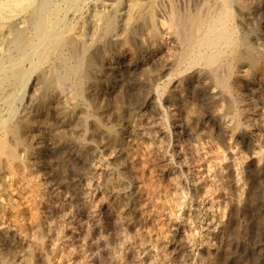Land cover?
<instances>
[{"label":"rangeland","instance_id":"374dc122","mask_svg":"<svg viewBox=\"0 0 264 264\" xmlns=\"http://www.w3.org/2000/svg\"><path fill=\"white\" fill-rule=\"evenodd\" d=\"M96 2L69 9L61 24L74 29L72 40ZM229 2L230 44L211 48L210 64L192 57L205 26L193 28V42L173 33L156 42L144 6L125 37L104 32L106 14L91 49L70 43V52L86 54L75 90L58 84L64 61L56 51L26 98L22 73L0 95V120H27L14 137L24 158L0 159V264H264V1ZM157 3V11L172 5L212 20L223 0ZM119 55L133 64L127 80L109 70Z\"/></svg>","mask_w":264,"mask_h":264},{"label":"bare ground","instance_id":"6f19581e","mask_svg":"<svg viewBox=\"0 0 264 264\" xmlns=\"http://www.w3.org/2000/svg\"><path fill=\"white\" fill-rule=\"evenodd\" d=\"M78 0H0V95H2L7 89L13 87L18 81V75L22 73L24 75V84L21 89H24L23 94L26 96L29 94L30 88H32L33 81L35 80V75L37 70L42 67V65L49 59V56L53 52H58L62 61H64L63 68L61 69L62 74L58 80L59 85L68 84L74 87L77 86L80 78V69L84 64L85 52L81 54H75L70 52V43L74 42L77 45L82 46V50H86L89 46L95 43V38L102 29L103 18L106 16V22L104 24V32L114 33V38H123L129 32V30L134 26L136 21L141 16L142 8L147 7L150 14V30L149 35L156 42L160 41V38L164 36L165 33H173L180 38L189 40L193 42L194 33L193 28L199 27L200 24L205 26L204 30L200 32L198 29L196 32L199 36L196 45L193 47V60L205 58L207 63H212L216 56L209 53V50L215 47L220 40L227 41L231 34L230 23L234 16H236V10L234 6L229 2V0H223L221 8L217 11V14L212 20H207L205 18L198 17L195 14H189L184 16L180 13L176 6L168 7V10L157 11L156 3L159 0H127L125 5L120 7V0H97L96 5L91 7L89 12H86L84 16V23L82 29L77 32L75 39L72 40L73 33L72 27L66 23L61 24L64 19L69 16V9L72 8L74 4H77ZM90 1V0H89ZM165 1V0H164ZM177 1V0H176ZM201 1V0H200ZM259 1V0H258ZM264 1V0H263ZM86 2V1H85ZM161 2V1H160ZM192 2V1H191ZM211 2V1H210ZM222 2V1H221ZM234 2V1H233ZM178 3V2H177ZM182 3V2H181ZM258 3V2H257ZM83 4V3H80ZM89 4V3H88ZM158 4V3H157ZM162 4V3H161ZM186 4V1H185ZM93 5V4H92ZM174 5V4H173ZM193 5V4H192ZM191 5V6H192ZM85 6V5H84ZM160 6V5H158ZM181 6V4H180ZM187 6V5H186ZM80 7V6H79ZM161 7V6H160ZM193 7V6H192ZM196 7V6H194ZM120 10V20L119 24L116 25L115 17L117 14V9ZM164 8V7H163ZM181 8V7H180ZM187 8V7H186ZM81 9V8H80ZM85 9V8H84ZM82 9V10H84ZM197 9V8H196ZM203 9V8H201ZM261 9V8H260ZM264 9V8H263ZM64 12L63 17L62 12ZM147 11V12H148ZM261 11V10H260ZM258 11V13L260 12ZM72 12V11H70ZM83 12V11H82ZM81 12V13H82ZM84 12V13H85ZM182 12V11H181ZM247 12V11H246ZM255 12V11H254ZM80 13V11H79ZM183 13V12H182ZM189 13V12H188ZM257 13V14H258ZM244 14V13H243ZM68 15V16H67ZM81 15V14H80ZM143 15V14H142ZM148 15V13H147ZM254 15V14H253ZM72 16H75L72 15ZM144 16V15H143ZM258 16V15H257ZM80 17V16H79ZM238 17V16H237ZM256 17V16H255ZM63 18V19H62ZM257 18V17H256ZM76 19V18H75ZM141 19V18H140ZM235 19V18H234ZM233 19V20H234ZM250 19V18H248ZM247 19V20H248ZM79 20V19H78ZM76 20V22L78 21ZM260 20V19H259ZM71 21V20H70ZM148 21V20H147ZM258 21V20H257ZM261 21V20H260ZM146 22V21H145ZM237 22V21H236ZM69 23V22H68ZM139 23V22H138ZM247 23V22H246ZM72 24V23H71ZM77 24V23H76ZM198 24V25H197ZM241 24V23H240ZM260 24V22H259ZM262 24V23H261ZM81 25V24H80ZM232 25V24H231ZM74 26V25H73ZM147 26V25H146ZM76 27V26H75ZM245 27V26H243ZM255 27V26H254ZM234 28V27H233ZM236 29V28H235ZM117 30V31H116ZM138 31V30H137ZM140 31V30H139ZM148 31V30H147ZM237 31V30H236ZM240 31V30H239ZM101 32V31H100ZM103 32V31H102ZM235 32V31H234ZM242 32V30H241ZM139 33V32H138ZM239 34V33H238ZM104 35V34H103ZM102 35V36H103ZM107 35V34H106ZM166 35V34H165ZM243 35V34H242ZM238 36H236L237 38ZM99 37H97L98 39ZM102 38V37H101ZM100 38V39H101ZM150 38V40H151ZM165 38V37H164ZM163 38V39H164ZM170 38V37H169ZM235 38V37H234ZM235 38V39H236ZM99 39V40H100ZM106 39V38H105ZM104 39V40H105ZM108 39H110L108 37ZM232 39V38H231ZM72 40V41H71ZM166 40V39H164ZM171 40V39H170ZM240 40V39H239ZM243 40V39H242ZM103 41V40H101ZM175 41V40H174ZM245 41V40H244ZM249 41V40H248ZM100 42V41H99ZM176 42V41H175ZM222 42V41H221ZM233 42V40H232ZM238 42V41H237ZM246 42V41H245ZM107 43V42H106ZM225 43V44H227ZM248 43V42H247ZM108 44V43H107ZM116 44V43H115ZM158 49L152 48V58H156L157 54L162 51L163 45L159 43ZM194 44V43H193ZM230 44V43H228ZM76 45V46H77ZM104 45V44H103ZM154 45V44H153ZM157 45V44H156ZM167 45V44H166ZM79 46V47H80ZM116 46V45H115ZM142 46V45H141ZM227 46V45H226ZM79 47H76L79 49ZM98 47V45H97ZM102 47V46H101ZM99 47V48H101ZM169 47V46H168ZM173 47V46H172ZM182 47V46H181ZM231 47V46H230ZM179 48V47H178ZM221 48V46H220ZM247 48V47H246ZM255 48V47H254ZM91 49V48H89ZM88 49V50H89ZM176 49V48H175ZM174 49V50H175ZM230 49V48H229ZM248 49V48H247ZM81 50V51H82ZM151 50V49H150ZM169 50V49H168ZM171 50V49H170ZM215 50V48H214ZM254 50V49H253ZM101 51V50H100ZM110 51V50H109ZM166 51V49H165ZM213 51V49H212ZM218 51V48L217 50ZM124 52V51H123ZM77 53V52H76ZM131 53V52H130ZM166 53V52H164ZM91 54V53H90ZM133 54V53H132ZM136 54V53H135ZM162 54V53H161ZM160 54V56H161ZM191 54V53H190ZM189 54V56H190ZM255 54V53H254ZM260 54V53H259ZM146 55V54H145ZM170 55V54H169ZM235 55V54H234ZM94 56V55H93ZM96 56V55H95ZM102 56V55H100ZM113 56V55H112ZM111 56V57H112ZM134 56V55H133ZM141 56V55H140ZM163 56V55H162ZM261 56V55H260ZM168 58V56H166ZM218 57V56H217ZM89 58V57H88ZM101 58V57H100ZM113 58V57H112ZM126 58V57H125ZM93 59V58H92ZM157 59V58H156ZM166 59V58H165ZM90 60V59H89ZM129 60V59H128ZM133 60V58H131ZM154 60V59H153ZM158 60V59H157ZM57 61V60H56ZM61 61V60H60ZM96 61V60H95ZM145 61V60H143ZM198 61V60H197ZM51 62V61H50ZM92 62V61H91ZM166 62V61H165ZM7 63V65H6ZM104 63V62H103ZM149 63V62H148ZM197 63V62H196ZM201 63V62H200ZM256 63V62H255ZM28 66L26 67V65ZM51 64V63H50ZM63 64V63H62ZM107 64V63H106ZM205 64V63H204ZM215 64V63H214ZM54 65V63H53ZM51 65V66H53ZM85 65V64H84ZM140 65V64H139ZM145 65V64H144ZM169 65V64H168ZM167 65V66H168ZM208 65V64H207ZM46 66V65H45ZM92 66V65H91ZM143 66V65H142ZM154 66V65H153ZM166 66V65H165ZM166 66V67H167ZM26 67V68H23ZM48 66H46L47 68ZM84 67V66H83ZM51 68V67H50ZM107 68V67H106ZM133 68L132 63H126L124 61V56H118L109 62V70L118 75L119 77L124 76L126 73H130ZM165 68V67H164ZM232 68V67H231ZM44 69V68H43ZM86 70V69H85ZM90 70V69H88ZM51 71V69H50ZM83 71V69H82ZM97 71V69H96ZM99 71V70H98ZM101 71V70H100ZM135 71V70H134ZM84 72V71H83ZM43 73V72H42ZM51 73V72H50ZM91 73V72H90ZM193 73V72H192ZM241 73V72H240ZM83 74V73H81ZM87 74V73H86ZM96 74V73H95ZM237 74V73H236ZM3 75V76H2ZM48 75V71H47ZM46 75V76H47ZM106 76V75H105ZM161 76V75H160ZM55 77V76H54ZM91 77V76H90ZM93 77V76H92ZM127 77V76H126ZM155 77V76H154ZM37 78V77H36ZM56 78V77H55ZM85 78V77H84ZM123 78V77H122ZM93 79V78H91ZM98 79V78H97ZM106 79V78H105ZM103 79V80H105ZM124 79V78H123ZM158 79V78H157ZM46 80V79H45ZM110 80V79H109ZM127 80V79H124ZM242 80V79H241ZM99 81V79H98ZM41 82V81H40ZM183 82V81H182ZM97 83V82H96ZM119 83V82H118ZM125 83V82H124ZM175 83V82H174ZM188 83V82H187ZM91 84V83H90ZM93 84V83H92ZM98 84V83H97ZM112 85V83H110ZM185 84V83H184ZM51 85V83H50ZM83 85V84H82ZM79 86V89H81ZM89 85V84H88ZM117 85V84H115ZM192 85V84H191ZM85 86V85H84ZM183 86V85H182ZM189 86V85H188ZM34 87V86H33ZM89 87V86H88ZM87 87V88H88ZM118 87V86H117ZM190 87V86H189ZM19 88V90H20ZM62 88V87H61ZM78 88V87H77ZM95 88V86H94ZM101 88V87H100ZM112 88V87H111ZM53 89V88H52ZM56 89V88H55ZM58 89V88H57ZM56 89V90H57ZM89 89V88H88ZM114 89V88H113ZM41 90V89H40ZM60 90V89H59ZM64 90V89H63ZM70 90V89H69ZM90 90V89H89ZM97 90V89H96ZM102 90V89H101ZM110 90V89H109ZM117 90V89H116ZM242 90V89H241ZM18 91V90H17ZM21 91V90H20ZM86 91V90H85ZM88 91V90H87ZM95 91V89H94ZM93 91V92H94ZM104 91V90H103ZM140 91V90H139ZM238 91V90H237ZM46 92V91H44ZM50 92V91H49ZM63 92V91H62ZM82 92V91H81ZM101 92V91H100ZM130 92V91H129ZM72 93V92H71ZM97 93V92H96ZM104 93V92H103ZM33 94V93H32ZM30 94V95H32ZM84 94V93H83ZM140 94V93H139ZM12 91L7 94L11 96ZM17 95V94H16ZM29 95V96H30ZM73 95V93H72ZM134 95V94H133ZM40 96V95H39ZM58 96V95H57ZM66 96V95H65ZM71 97V96H69ZM77 97V96H76ZM177 97V95H176ZM243 97V96H242ZM22 98V97H21ZM57 98V97H56ZM102 98V97H101ZM105 98L106 95H105ZM178 98V97H177ZM182 98V97H181ZM188 98V97H187ZM19 99V97H18ZM28 99V98H27ZM68 99V98H67ZM73 100V98H70ZM69 99V100H70ZM148 99V98H147ZM171 99V98H170ZM12 100V99H11ZM16 100V98H15ZM49 100V99H48ZM93 100V99H92ZM110 100V99H109ZM17 101V100H16ZM26 101V100H25ZM100 101V100H98ZM106 101V100H105ZM176 101V100H175ZM191 101V100H189ZM79 102V101H78ZM109 102V101H108ZM178 102V101H177ZM11 103V102H10ZM15 103V102H12ZM11 103V104H12ZM21 103V102H20ZM24 103V102H23ZM23 103H21L23 105ZM67 103V102H66ZM92 103V102H91ZM113 103V102H112ZM10 104V105H11ZM47 104V103H46ZM72 104V103H71ZM89 104V103H88ZM174 104V103H173ZM3 105V104H2ZM9 105V104H8ZM14 104H12L13 106ZM67 105V104H66ZM16 106V105H15ZM14 106V107H15ZM20 106V105H19ZM17 106V107H19ZM27 106V105H26ZM51 106V105H50ZM80 106V105H79ZM91 106V105H90ZM114 106V105H111ZM31 107V106H30ZM73 106H71L72 108ZM16 108V107H15ZM38 108V107H37ZM75 108V107H74ZM11 109V108H10ZM14 109V108H13ZM17 109V108H16ZM21 109V108H20ZM24 109V108H23ZM77 109V108H76ZM105 109V108H104ZM103 109V111H104ZM118 109V108H117ZM9 109H7L8 112ZM19 110V109H18ZM31 110V109H30ZM66 110V109H65ZM100 110V109H99ZM5 111V110H4ZM49 111V110H48ZM95 110H93L94 112ZM10 112V111H9ZM18 112V111H17ZM25 112V111H24ZM37 112V111H36ZM80 112V111H79ZM102 112V111H101ZM168 112V111H167ZM182 112V111H181ZM28 113V112H27ZM16 114V113H15ZM21 114V113H20ZM46 114V113H45ZM74 114V112H73ZM80 114V113H79ZM179 114V113H178ZM1 115V114H0ZM8 115V114H7ZM54 115V114H53ZM61 115V114H60ZM82 115V114H81ZM108 115V114H107ZM15 116V115H14ZM17 116V115H16ZM30 116V115H29ZM34 116V115H32ZM36 116V115H35ZM69 116V115H68ZM72 116V115H71ZM70 116V117H71ZM86 116V114H85ZM88 116V115H87ZM103 116V115H102ZM109 116V115H108ZM211 116V115H210ZM7 117V116H6ZM31 117V116H30ZM41 117V116H40ZM49 117V116H48ZM65 117V116H64ZM69 117V119H70ZM74 117V116H73ZM213 117V116H212ZM1 118V117H0ZM4 118V117H3ZM15 117H12V119ZM51 118V117H49ZM171 118V116H170ZM209 118V117H208ZM16 119V118H15ZM19 119V118H18ZM95 119V117H94ZM99 119V118H98ZM107 119V118H106ZM35 120V119H34ZM79 120V119H78ZM81 120V119H80ZM88 120V119H86ZM111 120V119H109ZM123 120V119H122ZM204 120V119H203ZM208 120V119H207ZM27 120L21 124V122L13 123L8 117L5 120H0V159L6 157L9 161L21 160L24 156L21 153V148H18L15 144L14 137L19 131H23ZM57 121V120H56ZM107 121V120H106ZM105 121V122H106ZM115 121V120H114ZM101 122V121H100ZM184 122V121H183ZM42 123V122H41ZM129 123V121H128ZM40 124V123H39ZM95 124V123H94ZM102 124V122H101ZM131 124V123H130ZM44 125V124H43ZM64 125V124H63ZM62 125V126H63ZM70 125V124H69ZM93 125V124H92ZM110 125V124H109ZM114 125V124H113ZM127 125V124H126ZM39 126V125H38ZM53 126V125H52ZM51 126V128H52ZM94 126V125H93ZM112 126V125H111ZM125 126V124H124ZM123 126V127H124ZM183 126V125H182ZM203 126V125H202ZM213 126V125H212ZM28 127V126H27ZM33 127V126H32ZM36 127V126H35ZM42 127V126H41ZM66 129L67 127L64 126ZM130 127V126H129ZM55 128V127H54ZM62 128V127H61ZM60 128V129H61ZM88 128V127H87ZM105 128V127H104ZM113 128V127H112ZM131 128V127H130ZM217 128V127H216ZM40 129V128H39ZM27 130V129H26ZM29 130V129H28ZM56 130V128H55ZM54 130V131H55ZM100 130V129H99ZM98 130V131H99ZM131 130V129H129ZM30 131V130H29ZM35 131V130H34ZM40 131V130H39ZM57 131V130H56ZM115 131V130H114ZM132 131V130H131ZM227 131V130H226ZM46 132V131H45ZM50 132V131H49ZM130 132V131H129ZM43 133V132H42ZM57 133V132H56ZM104 133V131H103ZM124 133V130H123ZM184 133V132H183ZM30 134V133H28ZM52 134V133H51ZM127 134V133H126ZM25 136L24 134H22ZM21 135V136H22ZM27 135V134H26ZM50 135V134H49ZM121 135V134H120ZM133 135V134H132ZM20 136V138H21ZM104 136V135H103ZM19 137V136H18ZM17 137V138H18ZM38 137V136H37ZM122 137V136H121ZM16 138V137H15ZM24 138V137H23ZM29 138V137H28ZM27 138V139H28ZM46 138V137H45ZM117 138V137H116ZM126 138V137H125ZM47 139V138H46ZM112 139V138H111ZM20 140V139H19ZM40 140V139H39ZM50 140V138H49ZM117 140V139H115ZM120 140V139H119ZM29 141V140H28ZM100 141V140H99ZM21 142V141H20ZM50 142V141H48ZM104 142V141H103ZM25 143V142H24ZM29 143V142H28ZM44 143V142H43ZM61 143V142H60ZM118 143V142H117ZM30 144V143H29ZM37 144V143H36ZM40 144V143H39ZM50 144V143H49ZM34 145V144H33ZM55 145V144H54ZM63 145V144H62ZM61 145V146H62ZM35 146V145H34ZM40 146V145H39ZM51 146V145H49ZM28 147V145H27ZM55 147V146H54ZM29 149V148H28ZM32 150V149H31ZM46 150V148H45ZM45 153V152H44ZM40 154V153H38ZM37 154V155H38ZM50 154V153H49ZM73 156V154H71ZM70 155V156H71ZM29 156V155H28ZM41 156V155H39ZM51 157V156H50ZM153 158V157H152ZM51 159V158H50ZM80 159V158H79ZM3 160V159H2ZM41 161V160H40ZM152 161V160H151ZM150 161V162H151ZM163 161V160H162ZM161 161V162H162ZM12 162V163H13ZM142 162V161H141ZM140 162V163H141ZM156 162V161H155ZM160 162V163H161ZM26 163V162H25ZM139 163V164H140ZM152 163V162H151ZM19 164V163H18ZM128 164V162H127ZM17 165V164H16ZM3 167L5 165H2ZM11 166V165H10ZM18 166V165H17ZM144 166V165H143ZM27 167V166H26ZM5 168V167H4ZM16 168V167H15ZM0 169H2L0 167ZM6 169V168H5ZM121 169V167H120ZM141 169V168H140ZM9 170V169H8ZM34 171V170H33ZM164 171V170H163ZM2 172V171H0ZM10 172V171H9ZM15 172V171H14ZM116 172V171H115ZM3 173V172H2ZM195 173V172H194ZM121 174V173H120ZM119 174V175H120ZM9 175V174H8ZM117 175V174H116ZM134 175V173L132 174ZM34 176V175H33ZM138 176V175H137ZM18 177V176H17ZM135 177V176H134ZM7 178V177H6ZM9 178V176H8ZM31 178V177H30ZM36 178V177H35ZM14 179V178H13ZM120 179V177H119ZM118 179V180H119ZM7 180V179H6ZM12 180V179H11ZM41 180V179H40ZM136 180V179H135ZM195 181V180H194ZM39 182V181H38ZM123 182V181H122ZM137 182V181H136ZM3 183V180H2ZM16 183V182H15ZM139 183V182H138ZM199 183V182H198ZM4 184V183H3ZM9 184V183H8ZM14 184V183H13ZM39 184V183H38ZM2 185V184H1ZM43 185V184H42ZM3 186V185H2ZM118 186V184H117ZM116 186V187H117ZM11 187V186H9ZM8 188V187H7ZM90 188V187H89ZM113 188V187H112ZM115 188V187H114ZM5 189V188H4ZM11 189V188H10ZM8 189V190H10ZM118 189V188H117ZM135 189H137L135 187ZM3 190V189H2ZM16 190V189H15ZM119 190V189H118ZM139 190V189H138ZM1 191V190H0ZM17 191V190H16ZM15 191V192H16ZM137 191V190H136ZM140 191V190H139ZM6 192V190H5ZM9 192V191H8ZM11 192H14L11 190ZM135 192V191H134ZM143 192V191H142ZM1 193V192H0ZM111 193V192H110ZM109 193V194H110ZM119 193V192H118ZM14 194V193H13ZM143 195V193H141ZM145 194V192H144ZM32 195V194H31ZM140 195V194H139ZM5 197L8 195H4ZM15 196V195H14ZM19 196V195H17ZM16 196V198H17ZM13 197V195H12ZM132 197V196H131ZM8 198V197H7ZM10 198V197H9ZM15 198V197H13ZM19 198V197H18ZM35 198V197H34ZM142 198V197H141ZM5 201V200H4ZM11 201V200H10ZM14 201H16L14 199ZM23 201V200H22ZM139 201V200H138ZM3 202V201H2ZM12 202V201H11ZM9 203V201L7 202ZM4 203V204H7ZM29 203V202H28ZM35 203V201H34ZM32 205V203H30ZM36 204V203H35ZM141 204V203H140ZM12 205V203H11ZM15 205V204H14ZM13 205V206H14ZM30 205V206H31ZM142 205V204H141ZM8 205H6L7 207ZM16 206V205H15ZM29 206V205H28ZM127 206V205H126ZM130 206V205H129ZM144 206V205H143ZM4 207V209L6 208ZM32 207V206H31ZM37 207V206H36ZM128 207V206H127ZM20 208V207H19ZM30 208V207H29ZM34 208V207H33ZM132 208V207H131ZM3 209V210H4ZM35 209V208H34ZM128 210V209H127ZM140 210V209H139ZM143 210V208H142ZM8 211V210H7ZM17 211V210H16ZM121 211V210H120ZM5 212V211H3ZM33 212V211H32ZM128 212V211H127ZM133 212V211H132ZM141 212V211H140ZM37 213V212H36ZM1 214V213H0ZM137 214V213H136ZM15 215V214H14ZM34 215V212H33ZM8 216V215H7ZM10 216V215H9ZM133 216V215H132ZM138 216V215H137ZM3 217V216H2ZM8 218V217H7ZM12 218V217H11ZM130 218V217H128ZM5 219V218H4ZM18 219V218H17ZM2 220V219H0ZM15 220V219H14ZM20 220V218H19ZM22 220V219H21ZM131 220V219H129ZM6 221V220H5ZM23 221V220H22ZM30 221V220H29ZM131 222V221H130ZM3 223V221H2ZM5 223V222H4ZM18 223V221H17ZM122 223V222H121ZM126 223V222H125ZM128 223V222H127ZM134 222H131L133 226ZM7 224V223H5ZM4 225V224H3ZM20 225V223H19ZM112 225V224H111ZM121 225V224H120ZM124 225V224H123ZM22 226V225H21ZM128 226V225H127ZM139 226V225H138ZM6 227V225H5ZM11 227V226H10ZM17 227V226H16ZM6 229V228H5ZM10 229V228H9ZM25 229V228H24ZM133 229V228H132ZM15 230V229H14ZM127 230V229H126ZM134 230V229H133ZM24 231V230H23ZM125 231V230H124ZM13 232V230H12ZM11 233V232H10ZM16 235V234H15ZM10 237V235H9ZM2 239V238H1ZM6 239V238H5ZM10 239V238H9ZM2 241V240H1ZM5 241V240H4ZM16 241V240H15ZM1 243V242H0ZM7 243V242H6ZM2 245V244H1ZM5 246V245H4ZM5 249V247H4ZM5 255V254H4ZM13 261V260H12ZM45 262V261H44ZM5 263V262H4ZM15 263V262H14ZM46 263V262H45ZM3 264V263H1ZM31 264V263H28Z\"/></svg>","mask_w":264,"mask_h":264}]
</instances>
